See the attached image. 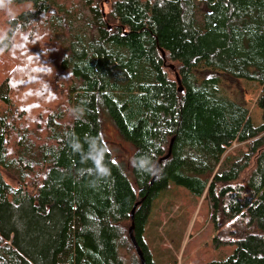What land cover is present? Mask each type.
Here are the masks:
<instances>
[{
  "label": "trees",
  "instance_id": "obj_1",
  "mask_svg": "<svg viewBox=\"0 0 264 264\" xmlns=\"http://www.w3.org/2000/svg\"><path fill=\"white\" fill-rule=\"evenodd\" d=\"M31 3L18 18L29 35L0 54V207L20 219L28 206L24 243H40L31 248L49 252V264H141L133 222L145 263L156 264L145 233L172 184L209 207L215 247L234 245L218 264H264V93L256 126L219 93L215 74H195L203 65L264 85V0ZM102 113L134 147L132 178L109 151L111 175L97 181L91 161L69 146L73 136L84 151L88 136L106 143ZM171 141L150 183L155 172L139 171L134 158L157 164ZM2 233L0 216V264H26Z\"/></svg>",
  "mask_w": 264,
  "mask_h": 264
},
{
  "label": "rangeland",
  "instance_id": "obj_2",
  "mask_svg": "<svg viewBox=\"0 0 264 264\" xmlns=\"http://www.w3.org/2000/svg\"><path fill=\"white\" fill-rule=\"evenodd\" d=\"M6 19L5 15L0 12V23H4ZM208 73L215 74L219 78L218 90L221 95L243 104L249 110L254 125L262 123V111L257 106L256 100L264 93V85L239 79L233 80L224 77L217 71L213 72L203 65L195 70L198 78H202ZM100 124L101 134L109 151L132 178L129 167L134 153L133 145L119 135L112 121L103 113L100 116ZM169 188L170 190H165L157 196L145 233L155 263L218 264L225 261L233 254L235 247L230 244L214 246L213 238L216 231L208 221L209 207L206 204H201L202 198L198 201L180 186L170 184ZM27 208L28 206H22V209L18 211L20 213V219H18L11 216V210L7 207H0V216L3 220L2 235L8 243L18 249L26 264H49V252L44 258L43 255L46 253L31 248L32 245L40 243H24V240L20 238L23 236L24 239H28L30 234V228L27 227L26 221L22 217L23 212L28 214ZM61 215L60 211H56L57 228L62 222ZM42 226L48 227L49 222L42 223ZM173 259H176L177 262L174 263Z\"/></svg>",
  "mask_w": 264,
  "mask_h": 264
},
{
  "label": "clouds",
  "instance_id": "obj_3",
  "mask_svg": "<svg viewBox=\"0 0 264 264\" xmlns=\"http://www.w3.org/2000/svg\"><path fill=\"white\" fill-rule=\"evenodd\" d=\"M33 11L34 7L31 0H25L19 5L16 4V0H0V12L7 18L5 26L0 27V54L14 49L17 46L18 37L23 39L29 35L24 31L23 24L18 18L21 14L27 15ZM31 22L36 23L35 21ZM69 112L74 119H81L83 116V110L80 107L71 108ZM85 143L88 145L86 151L83 150L78 137L73 136L69 139V146L72 150L76 153H82V160L91 161L92 167L87 171L94 175L97 181L110 177L111 171L104 163L109 148L102 137L100 135L88 136L85 138ZM134 166L147 174H153L157 168L156 163L147 154L134 158Z\"/></svg>",
  "mask_w": 264,
  "mask_h": 264
},
{
  "label": "water",
  "instance_id": "obj_4",
  "mask_svg": "<svg viewBox=\"0 0 264 264\" xmlns=\"http://www.w3.org/2000/svg\"><path fill=\"white\" fill-rule=\"evenodd\" d=\"M162 55H163V57H164V54H162ZM171 68H172V67H171ZM176 79H177V83L179 84L178 89H179L180 92H182V91H183V88H182V86H181V84H180V81H179V78H178L177 75H176ZM171 146H172V141H171V143H170V146H169V149H168V152H167L166 156L163 157V158H161V159L157 162V164H156V165H157V168H156V170H155V173H154V175H153V177H152L150 183H152V182L157 178V175H158V172H159V165H160V162L163 161V160H165V159H167V158L170 156V154H171ZM138 204H139V203H136V204L134 205L132 211H131V219H132V220H133V218H134V211H135V208H136V206H137ZM129 237H130L131 243H132V245H133V247H134V249H135V251H136V253H137V255H138L139 259H140V261H141V264H146V263H145V259H144L143 254H142V251H141V249H140V247H139L138 243L136 242L135 237H134V235H133V222H132V225H131V227H130V229H129Z\"/></svg>",
  "mask_w": 264,
  "mask_h": 264
}]
</instances>
